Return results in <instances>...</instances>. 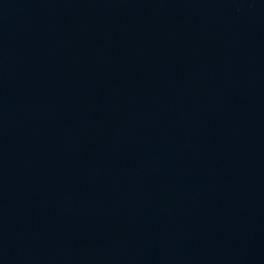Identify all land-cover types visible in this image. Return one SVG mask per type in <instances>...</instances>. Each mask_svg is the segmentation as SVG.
Here are the masks:
<instances>
[{"label": "water", "instance_id": "obj_1", "mask_svg": "<svg viewBox=\"0 0 264 264\" xmlns=\"http://www.w3.org/2000/svg\"><path fill=\"white\" fill-rule=\"evenodd\" d=\"M0 264H264V0H0Z\"/></svg>", "mask_w": 264, "mask_h": 264}]
</instances>
